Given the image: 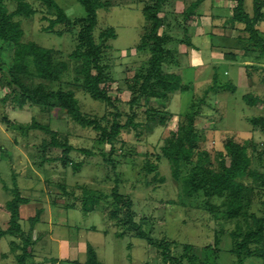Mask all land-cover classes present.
Returning a JSON list of instances; mask_svg holds the SVG:
<instances>
[{"label": "rangeland", "instance_id": "374dc122", "mask_svg": "<svg viewBox=\"0 0 264 264\" xmlns=\"http://www.w3.org/2000/svg\"><path fill=\"white\" fill-rule=\"evenodd\" d=\"M22 1L26 10L31 9L30 14L16 15L12 19L19 22L23 31L21 44L35 42L52 51L55 64H65L60 81L50 87L73 91L81 112L98 119L109 129L116 112L120 113V125L126 124L130 118L134 119L135 124L145 125L122 129L116 141L107 143L99 140L100 132L74 122L55 100L50 103L48 114L30 104L18 109L16 106H20L21 95L7 86V71H4L13 67L15 50L0 41V182L8 185L6 190L0 188V212L5 215L7 212L10 218L0 224V229L7 230L12 225L9 205L15 203L18 196L27 204L31 203L28 208L33 214L31 219L41 217L43 210L48 214L50 210L54 213L80 214L82 219L74 217L79 222L78 226L92 225L95 230L91 237L99 249H95L98 264H241L234 253L236 245L250 229L256 228L252 215L264 220V188L259 187L261 179L255 181L250 175L240 179L244 184L241 195L244 205L236 218H229L225 214L229 193L207 197L203 192L187 194L184 190L185 178L198 164L202 152L207 153L200 160L204 173L220 170V154L226 152L225 144L229 140L247 148L251 159L250 171H256L264 178V129L251 122L253 118L264 117V90L260 95L252 94L261 103L251 107L244 101L246 92L242 89L236 92L229 88L220 89L224 84L230 86L225 83V66L222 62L245 54L238 41L247 36L244 25L232 35L235 41L225 44L223 38L225 19H228L226 23L232 20L237 2L230 1L233 8L229 11L232 15L226 17L225 9L214 15L216 22L213 28L205 29L203 25L201 30L195 29L202 42L192 47L187 44L190 41L189 29L196 25L197 17L204 15L198 13L197 8L194 14L189 13L190 6L197 0L176 2L172 7L164 5L159 14L164 20L160 32L168 36L165 43L169 50L167 57L175 62L165 64L164 70L179 73L178 69L184 65L196 66L197 76L203 80L196 84L188 72L186 81L192 87L178 97L173 95L170 111L175 114L174 117L171 114L164 125L155 127L147 109L152 105L159 107L160 101L149 99L148 103L131 109L133 91L127 85L128 81L145 74L148 69L150 54L140 52L138 46L141 37L147 35L151 28L143 14L144 8L155 4V0H112L110 8L98 11L94 37L102 45V64L105 68L103 86L112 97L115 108L93 99L83 88L84 75L81 71L84 61L72 55L81 48L80 31L83 25L78 22L72 26L53 24L58 16L55 8L40 0ZM55 1L73 22L86 16L85 8L77 0ZM259 1L264 3V0ZM213 2L225 8L222 0ZM19 5L17 0H3V6L7 7L9 13L17 10ZM244 10L253 17L254 0H244ZM111 28L116 31L117 38L101 40V35ZM257 28L264 37V18ZM259 51L250 49V52H254L252 56L255 52L260 55ZM29 70H33L31 63ZM228 72L236 78V69H229ZM93 73L96 71L93 70ZM215 73L218 82L213 79ZM22 80L29 86L41 81L29 74L23 76ZM6 99L7 102L3 103ZM166 104L168 109L169 101ZM12 108H16L14 112ZM191 114L194 116L198 141L193 159L181 162L180 178L175 179L172 162L163 154L162 147L170 144L173 132L181 125L188 124ZM34 121L47 126L51 133L30 129ZM147 124L152 127L147 128ZM139 131L142 132L141 136L137 134ZM3 133H7L8 137ZM17 137L20 152L12 148V144H17L13 142ZM52 142L64 146H54ZM67 146L71 149L64 155ZM6 150L11 154L4 153ZM225 158L229 163L228 156ZM36 171L42 176L33 182L31 179ZM115 190L131 200L134 221L142 226L152 241L141 239L138 232L132 229L130 220L120 210L113 195ZM91 213L94 214L93 218L87 219ZM73 231L77 235L84 233L77 227H73ZM9 243V236L0 241V260L4 264L14 262L13 256L8 260L1 257L2 252H9ZM259 247L264 249V242L249 244L251 249ZM165 248L166 254L177 262H165ZM242 264H264V257L244 258Z\"/></svg>", "mask_w": 264, "mask_h": 264}, {"label": "trees", "instance_id": "16d2710c", "mask_svg": "<svg viewBox=\"0 0 264 264\" xmlns=\"http://www.w3.org/2000/svg\"><path fill=\"white\" fill-rule=\"evenodd\" d=\"M17 1L20 2L18 9L9 13L7 7L3 6V0H0V41L12 46L15 50V62L13 67L9 71L4 70V68H1V70L7 71L5 77L7 86L10 87L13 92L18 91L19 95H21V107H24L25 104H30L33 105L32 107L40 108L41 112L47 113L50 103L55 100L60 108L66 110L68 116L74 122L83 128H91L100 132L99 140L107 143L116 141L122 129H132V126L145 125L142 123L135 124L133 118L126 121V124L120 125L118 120L120 118V113L116 112L109 129L102 125L98 119L88 117L81 112L78 99L73 91L51 88L50 85L53 86L60 81L61 74L65 69V64H55L52 51L37 45L35 42L21 44L20 39L23 35V31L20 29L19 22H14L12 19L16 15H29L31 9L26 10V5L23 1ZM40 1L58 11V16L53 20V24L72 26L78 22L83 25L80 31L81 48L75 50L72 54L73 57L84 61L83 70L81 71L84 75L83 88L93 99L106 102L115 108L116 106L112 97L103 86L105 68L102 64V45L97 42L94 37V32L98 25V11L100 9L110 8L112 2L110 0H77L85 8L86 16L73 22L67 17L65 11L55 0ZM168 1L169 0H155V4L148 5L144 8L143 14L147 22L151 24V28L147 35L141 37L138 50L150 54L148 69L145 74L135 76L133 81L127 82L129 89L133 91V97L130 100L131 109L142 103H148L149 99H157L160 101L159 107L152 105L150 106L151 108L149 107L147 109V114L150 115L149 118L152 120V124L153 126L155 125V127L164 125L170 117L171 113L167 109L166 102L170 100L171 95L177 92H185L190 89L189 86L184 83L179 73H168L164 70L165 64H175V62L168 60L167 57L169 50L165 47V43L168 41V36H164L160 32L164 20L159 14ZM202 1L203 0H197L193 3L189 8L191 10L189 13L194 14V10ZM235 1L237 2V6L233 10V18L231 21L234 24H239L240 29L241 25H244L243 30L247 32V36L241 39L239 38V44L245 49L244 53L246 55H252L254 52H250V49H254L255 51L260 50V55L255 52L258 59L264 58V37L260 35L259 29L257 28V24L264 18V12L262 11L264 3L259 0H254V15L250 17L244 10V0ZM106 38H117L114 28L103 33L100 37L101 40ZM187 42L189 46H192L191 41ZM251 44L253 45L252 47H250ZM30 63L33 67L32 71L29 70ZM93 70L96 71L95 74ZM28 74L41 79V81L34 86H29L22 80L23 76ZM213 79L215 82H218L217 73H215ZM227 83L230 84V86L224 84L225 86H221L220 89L229 88L232 92L237 91V86L234 83ZM243 99L247 105L251 107L261 102L260 99L252 95V93L244 94ZM133 116H135V113H133ZM188 118H190L188 124L186 126L181 125L177 131L173 132L170 144L162 147L163 154L172 162L173 177L175 179L180 178L181 162H188L193 159L194 149L198 141L197 132L194 128V116L191 114ZM251 122L253 125L261 126L264 129V117L253 118ZM146 127L151 128L152 126L147 124ZM30 129H42L45 132L51 133V130L47 126H43L36 121L31 124ZM137 134L141 136L142 132L139 131ZM52 145L64 146L57 142H52ZM70 149L71 147L67 146L64 150V155L68 154ZM225 151L226 152L220 154V170L218 172L208 170L206 173L203 171L200 160L206 157L207 153L202 152L199 156L200 160L198 164L193 168L191 174L185 178L184 190L187 194L203 192L207 197L222 196L225 193H229L230 199L225 214L229 218H236L240 216L244 205L243 199H241L244 184L240 179L249 175L255 181L261 179L262 183L259 187L264 188V178L261 177L258 172L250 171L251 159L247 148L243 145L234 140H229L225 144ZM225 156H228L229 163H227ZM152 167L154 168V166ZM201 174L202 176H200ZM113 195L120 205V210L123 211L124 215L130 220L132 229L138 232V236L141 239L149 240L142 226L134 221L131 211V200L120 194L117 190L114 191ZM22 202L25 201L20 200L17 196L16 202L9 205L11 211L10 223L12 225H10L7 230L0 229V237L6 234L16 236L23 235L18 222L19 203ZM252 217L256 224V228L250 229L246 235L243 236V240L238 242L236 249H234V253L237 254L238 258L241 260V264L244 258L264 257L263 248H249L250 243L261 244L264 242V220L256 218L255 215H252ZM149 241L152 240L150 239ZM26 246L25 244L24 254L18 257L20 264H25ZM166 253L165 248V262H177L176 259L170 258ZM87 256V261L84 264L99 263L96 251L93 247H89Z\"/></svg>", "mask_w": 264, "mask_h": 264}, {"label": "crops", "instance_id": "0c3cea01", "mask_svg": "<svg viewBox=\"0 0 264 264\" xmlns=\"http://www.w3.org/2000/svg\"><path fill=\"white\" fill-rule=\"evenodd\" d=\"M186 1L187 0H169L166 3V5L172 7L173 3L176 2L184 3ZM222 1L225 2V8H220L216 6L213 0H203L202 3L198 5L196 11L204 15L200 18L197 17L195 21L196 27L192 26L190 29L188 28L189 30H191L189 37H190V41L192 42V46L193 44L199 45L202 42L201 36L196 35L195 29L200 28L201 30L203 25H204L203 28L205 29L213 28V25L216 22V20L213 19L214 15L223 9H225L226 17L232 15V13H230L229 11L230 8H233L231 7L230 1H234V0H222ZM193 17L196 18V16ZM226 20L228 19H225V28H222L224 31L223 35H225L223 36L225 40V44L228 41H235V38L233 39L232 35H234L235 31H237L238 33V27L240 26L239 24H234L231 21L226 23ZM252 55L244 54L242 56L240 55L233 57V60L225 59L222 62V65L225 66V83L233 82L237 86V90L242 89L244 92H246V94L252 93L255 95H260L261 92L264 90V77H261L262 74H264V70H263L264 58L258 59L255 55L254 56ZM241 58L246 60L242 61ZM233 68L236 69V74H237L235 76L236 78H233V73L228 72L229 69H233ZM178 72L183 78L184 83L189 87L192 86L191 83L186 81V78H188L187 76L188 72L189 75L192 77L190 79H192L196 84L200 82L201 79L203 80V78L197 76L198 68L196 66L184 65L183 68L178 69ZM226 75H229L230 77H226ZM181 93L183 92H177L172 94L171 99L169 100L168 109L169 112L172 114V117H174L175 115L173 112L170 111L171 101L172 99L174 100L173 95H175L174 97H178ZM4 102H7V99L4 100L3 103ZM260 103L261 102H259L258 104ZM26 106L27 105H25L24 107ZM16 107L20 110L21 108H23L18 105ZM15 109L16 108H12L11 109L12 112H14ZM16 111L19 112L18 110ZM8 120L10 121L12 119L8 118ZM3 134L7 135L8 137L7 133H3ZM1 138L2 136L0 137V139ZM13 142L17 143L18 137L17 140L16 141L14 140ZM9 143L11 144V142ZM19 145L20 143L19 144L17 143L15 145L12 144V148H14V151L20 152L19 150H21L20 149L21 147ZM12 148H10L9 150L11 151ZM4 153L11 154V152H9L8 150H6ZM6 158H8V156ZM41 176L42 174L36 171L33 173V179L31 180H33V182H36L37 180H40ZM0 184L2 185L0 186L1 189L6 190V186L8 187L7 184L3 185L2 182H0ZM30 189L29 192H31ZM26 202H22L19 207L18 222L20 224V228L23 235L16 236L11 234H6L0 237V241L5 237L8 236L10 237L9 246L11 245V247L9 252H2L1 257H3V260L11 259L13 256L14 262L12 264H20L18 257L24 254V247L26 244L27 246H26L25 264H84L88 258L87 256L88 248L93 247L94 249H97L96 243L91 237V235H93L94 233L93 231H95L94 229H92V225L91 226L88 225L89 228L86 229V227L88 226L85 227L81 225L78 226L79 222L74 220V217L76 216L82 219L80 214L74 215L73 212L71 215L68 213L65 214V212H60V211L54 213L52 212V210H50V214H48V211L43 210V215L45 211L44 216L41 215V217L39 218L31 219V216H33V214H31V212L28 209L31 203L27 204ZM8 215L9 214L7 212L6 215L5 213L1 214L0 212V224H2V222H7L10 219ZM93 215L94 214L91 213L87 215L86 218L87 219L93 218ZM73 227H77L79 231H84V233L82 232L83 233L82 235H77V232L74 233ZM98 250L99 249H97V251ZM0 264H4V263H2V261L0 260Z\"/></svg>", "mask_w": 264, "mask_h": 264}]
</instances>
